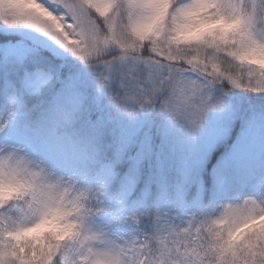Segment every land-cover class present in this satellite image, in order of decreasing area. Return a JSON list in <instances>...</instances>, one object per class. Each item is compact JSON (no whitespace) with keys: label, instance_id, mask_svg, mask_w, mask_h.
Wrapping results in <instances>:
<instances>
[{"label":"snow or ice","instance_id":"obj_1","mask_svg":"<svg viewBox=\"0 0 264 264\" xmlns=\"http://www.w3.org/2000/svg\"><path fill=\"white\" fill-rule=\"evenodd\" d=\"M0 33V264H264V172L127 204L159 160L138 113L194 135L216 86L264 97V0H0Z\"/></svg>","mask_w":264,"mask_h":264},{"label":"rangeland","instance_id":"obj_2","mask_svg":"<svg viewBox=\"0 0 264 264\" xmlns=\"http://www.w3.org/2000/svg\"><path fill=\"white\" fill-rule=\"evenodd\" d=\"M213 95H222L223 107L210 111L203 127L194 135L167 120L165 114H137L136 121L150 127L151 131L155 126L158 136L155 140L152 133L159 160H154L145 171V183L158 173L162 172L164 176L163 180L153 182L148 189L147 204L153 210L178 208L185 216L198 208L210 210V203H215L213 197L218 175H230L236 190L247 192L249 188L244 185V179L250 173L264 172V97L238 89L223 95L219 86L213 89ZM233 128L237 129V133L213 164L207 189L203 169L212 151L226 141ZM115 188L113 185L109 193L115 192ZM190 188H193V193ZM142 190L140 197L131 194L128 198L129 211L135 209L134 201L144 197Z\"/></svg>","mask_w":264,"mask_h":264},{"label":"trees","instance_id":"obj_3","mask_svg":"<svg viewBox=\"0 0 264 264\" xmlns=\"http://www.w3.org/2000/svg\"><path fill=\"white\" fill-rule=\"evenodd\" d=\"M0 35H5L4 33H0ZM235 92V91H234ZM152 133L155 136V140L158 139V136L156 134V128L155 126L152 129ZM237 133V129L233 128L231 134L229 135V137L226 139V141L219 145L218 148L214 149L212 151L211 157L209 159V161L206 163L204 169H203V176H205V182H206V187L207 189H209V184H210V170L213 166V164L215 163V161L218 159L219 154L223 151L224 148L227 147V145L231 144L234 140V137ZM147 175L146 173L144 174L143 179L141 180L139 186L135 189V191L132 193L133 197H140L141 196V190L144 187V183L146 181ZM193 188H190V192L193 193Z\"/></svg>","mask_w":264,"mask_h":264},{"label":"clouds","instance_id":"obj_4","mask_svg":"<svg viewBox=\"0 0 264 264\" xmlns=\"http://www.w3.org/2000/svg\"><path fill=\"white\" fill-rule=\"evenodd\" d=\"M106 257H104L103 255H100V256H91L89 258V264H96L97 261H103L105 260Z\"/></svg>","mask_w":264,"mask_h":264}]
</instances>
